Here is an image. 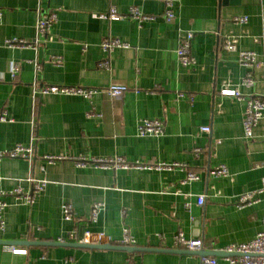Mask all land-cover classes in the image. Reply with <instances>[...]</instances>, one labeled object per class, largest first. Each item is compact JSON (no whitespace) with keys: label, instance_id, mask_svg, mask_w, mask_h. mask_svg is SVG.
I'll use <instances>...</instances> for the list:
<instances>
[{"label":"crops","instance_id":"obj_1","mask_svg":"<svg viewBox=\"0 0 264 264\" xmlns=\"http://www.w3.org/2000/svg\"><path fill=\"white\" fill-rule=\"evenodd\" d=\"M112 6L125 16H94ZM131 6L154 18L129 16ZM0 9V109L7 116L0 121V153L17 144L33 146L31 159L0 158V201L6 203L0 210L5 241L0 264H208L203 256L231 264L220 249L248 242L263 229L261 202L243 208L235 202L237 195L257 189L264 175V118L250 140L243 127L247 99L264 94V0H174L172 21L164 18L163 0H0ZM41 11L57 13L51 38L42 37L35 47L9 46V39L35 42ZM236 16L247 21L237 23ZM188 31L194 33L196 63L184 67L177 49ZM108 37L127 45L107 53L101 43ZM227 37L237 39L238 50L222 49ZM239 50L256 55L251 86L242 84L248 69L239 62ZM56 57L61 64L54 63ZM105 59L109 66L101 67ZM13 64L19 65L15 76ZM113 84L127 90L113 97L108 93ZM47 85L99 91L92 99L35 98L34 90ZM225 85L241 96L223 95ZM90 111L95 115L88 116ZM142 119L162 120L164 133L140 136ZM205 126L210 131L201 129ZM46 156L61 158L50 162ZM79 157L184 166L100 167L93 161L80 165ZM219 164L227 165L231 177L209 173ZM188 170L200 178L182 183ZM32 180L47 183L32 202L18 198V188L33 193ZM199 195L205 196L203 205ZM65 203L74 209L72 220L63 218ZM96 203L102 205L93 220ZM125 228L137 250L77 242L89 232L91 240L102 234L123 246ZM178 232L201 239L203 247L195 252L174 247Z\"/></svg>","mask_w":264,"mask_h":264},{"label":"built area","instance_id":"obj_2","mask_svg":"<svg viewBox=\"0 0 264 264\" xmlns=\"http://www.w3.org/2000/svg\"><path fill=\"white\" fill-rule=\"evenodd\" d=\"M165 3V11L164 18L166 21H172L176 14L174 11V0H163ZM129 16L139 20L144 21L148 19H153L154 17L151 15H147L143 13L139 7L131 6L129 9ZM2 16V10L0 9V17ZM95 17L99 18H109L112 20H118L123 18L125 15H122L117 12L114 6L111 7L109 13L100 14L95 13ZM57 21V13L55 11H41L38 22H37V38L35 42H29L23 39H9L7 40V44L9 46H20V47H35L36 42L39 41L42 37H46L48 39L51 38L50 31L52 25ZM234 21L237 23H243L247 21L246 16H236L234 17ZM194 38V33L192 31H188L182 34L180 38L179 47L177 49V57L179 63L184 67H191L196 63V59L191 52V42ZM127 45L126 43L121 42L119 39L108 37L105 38L102 43V49L110 53L114 48L121 47ZM222 49L227 51H236L238 50L237 39L234 37H227L222 44ZM239 62L241 65L248 69L246 76L242 80V84L246 86H251L254 84V76L252 73V68L256 63V55L253 51L249 50H239ZM61 57H56L54 59V63L61 64ZM99 65L101 67L109 66V61L107 59L100 61ZM34 67L37 71L41 68V65L38 63H34ZM19 71V65L13 64L12 66V74H15ZM127 87L121 84H113L108 89V93L113 97H120L125 91ZM98 89L96 88H87L81 86H70V85H47L43 86L40 89L34 90V96L37 98L42 95L49 94H66V95H82L88 99H92L95 94L98 93ZM221 93L223 95L240 97L241 92L238 88H231L228 85L222 88ZM183 93H179V96H183ZM95 113L90 111L88 116H94ZM264 118V94L251 96L247 99L246 108L244 112L243 119V127H244V137L247 140L254 138V129L258 125L259 121ZM7 120L6 112L0 109V121ZM203 131H210V127L205 126L201 127ZM138 134L140 136H159L164 133V122L160 119H142L137 127ZM13 157V158H26L31 159L33 156V146H26L23 144H17L10 151H4L0 153V158L2 157ZM50 162H54L56 159L61 157L55 156H46L45 157ZM88 161L95 162L100 167H114V168H171L173 166H184L181 163L174 164H154V163H141V162H130L124 159L123 157H116L114 159H97V158H87V157H79L77 158V162L80 165L85 164ZM209 173L213 176H221V177H231V172L227 165L219 164L209 170ZM200 178L199 174L193 170H188L186 177L182 180V183H187L191 181H196ZM33 181V193L28 194L24 193L20 188L15 190L18 198H24L27 202H32L36 193H39L45 187L47 181L46 180H32ZM205 202V196H198V204L203 205ZM263 204L264 211V175L261 178L260 186L252 191H247L237 195L236 205L239 208H243L246 206H250L256 203ZM6 205L5 202L0 201V210ZM102 204L96 203L93 207L92 211V219H96L98 215V211ZM186 207H189V204H186ZM62 214L65 220H72L75 216L74 209L70 203H65L62 206ZM263 229L257 233V235L248 242L243 243H230L220 249L225 255V259H227L231 264H264V214H263ZM0 229H4L3 221L0 222ZM77 231H74V236ZM90 233L84 232V235L77 239L78 243H87V244H102L105 242H109V239H106L102 234H98L94 240L90 239ZM62 241V240H59ZM120 243L124 245H135L136 241L134 237H132L129 228L124 229L123 238ZM174 247L188 249L191 251L199 250L203 247V242L201 239H188L185 237L183 232H178L174 236ZM10 251L14 253L25 252V250H20L15 248L12 245H5ZM202 263L208 264H216V257H205L201 258ZM127 264H140L139 262L129 260Z\"/></svg>","mask_w":264,"mask_h":264},{"label":"water","instance_id":"obj_3","mask_svg":"<svg viewBox=\"0 0 264 264\" xmlns=\"http://www.w3.org/2000/svg\"><path fill=\"white\" fill-rule=\"evenodd\" d=\"M5 241L3 240V238L0 239V243H4ZM20 243H25V244H61L59 242H28V241H18ZM80 245H85V246H90V247H97V248H123L125 250L128 251H134L137 250L138 248L133 246V245H123V246H116L111 244L110 242H106V243H102V244H87V243H78ZM191 252H195V251H191Z\"/></svg>","mask_w":264,"mask_h":264}]
</instances>
